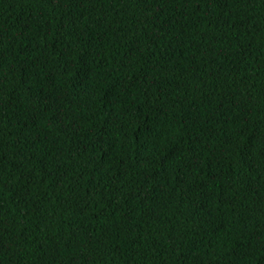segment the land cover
Masks as SVG:
<instances>
[{"label": "trees", "instance_id": "1", "mask_svg": "<svg viewBox=\"0 0 264 264\" xmlns=\"http://www.w3.org/2000/svg\"><path fill=\"white\" fill-rule=\"evenodd\" d=\"M0 264H264V0H0Z\"/></svg>", "mask_w": 264, "mask_h": 264}]
</instances>
